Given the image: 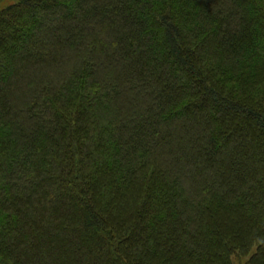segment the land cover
Instances as JSON below:
<instances>
[{
	"label": "trees",
	"instance_id": "16d2710c",
	"mask_svg": "<svg viewBox=\"0 0 264 264\" xmlns=\"http://www.w3.org/2000/svg\"><path fill=\"white\" fill-rule=\"evenodd\" d=\"M264 264V0H0V264Z\"/></svg>",
	"mask_w": 264,
	"mask_h": 264
},
{
	"label": "rangeland",
	"instance_id": "374dc122",
	"mask_svg": "<svg viewBox=\"0 0 264 264\" xmlns=\"http://www.w3.org/2000/svg\"><path fill=\"white\" fill-rule=\"evenodd\" d=\"M248 259V256L241 258V261H238L237 264H245L246 260Z\"/></svg>",
	"mask_w": 264,
	"mask_h": 264
}]
</instances>
